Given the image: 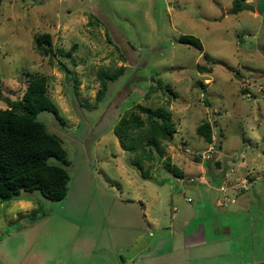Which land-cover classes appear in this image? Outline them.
Instances as JSON below:
<instances>
[{"label": "rangeland", "instance_id": "rangeland-1", "mask_svg": "<svg viewBox=\"0 0 264 264\" xmlns=\"http://www.w3.org/2000/svg\"><path fill=\"white\" fill-rule=\"evenodd\" d=\"M246 1L254 11L233 15L229 14L233 0H2L0 89L16 100L27 88V73L47 77L48 96L63 123L49 112L39 118L63 140L71 164L63 201L50 202L37 193L36 199L22 200L25 206L17 199L0 204V253L8 252L0 264L4 260L21 264L18 247H32L34 236L39 241L33 251L46 245L55 251L56 263L84 264L75 262L70 252L80 229L93 222L92 227L101 231L107 218L116 216L118 223L113 220L107 228L113 238L128 219V207L139 206L133 204L139 198L148 218L159 221L157 233L163 225L180 229L199 212L211 219L210 224L213 220L219 225L215 236L252 234L253 226L255 238L263 239L264 0ZM40 34L51 35L55 58L35 49ZM183 34L199 38L210 59L179 43ZM71 49L74 52L64 56ZM199 64L211 67V72H200ZM121 66L126 67L124 75L109 83L95 108L98 74ZM136 104L162 108L173 118L176 132L164 143L159 161L149 162L141 152L122 149L114 134L121 116ZM6 107L0 100V109ZM203 120L215 125L211 143L197 134ZM210 144L220 148L211 160L201 159ZM167 157L172 172L165 168ZM210 162L218 174L226 170L227 186L248 178L249 190L237 194L212 190ZM140 169L149 178L164 181L165 188L142 177ZM166 187L171 189L167 192ZM201 189L210 194L209 201L202 202ZM156 195L159 200L152 203ZM224 196L235 202L224 204ZM105 197L113 201H104ZM28 206L39 211L33 219L24 214ZM131 212L138 215L140 210ZM17 213L22 219L10 222ZM260 244L254 256L264 261V243Z\"/></svg>", "mask_w": 264, "mask_h": 264}, {"label": "trees", "instance_id": "trees-1", "mask_svg": "<svg viewBox=\"0 0 264 264\" xmlns=\"http://www.w3.org/2000/svg\"><path fill=\"white\" fill-rule=\"evenodd\" d=\"M1 2L2 0L0 6ZM243 11H254V6L246 0H233L229 14L236 15ZM34 42L35 49L41 56L55 58L56 49L50 34L37 35ZM178 42L204 53L206 60L210 59L199 38L183 34ZM72 52L73 49L64 56L69 57ZM63 67L66 72L71 73L67 66L63 64ZM197 68L202 73L211 72V67L205 65L199 64ZM125 71L126 67L121 66L112 73L101 71L98 74L100 90L96 96L95 108L105 98L109 83L118 80ZM27 74L28 84L21 98L13 100L0 89V100L7 105L0 109V204L17 199L23 193H38L50 202H60L66 199L69 191V153L63 140L51 133L39 116L42 112H49L61 123L63 118L48 96L47 77ZM166 88L175 96L170 86ZM214 126L211 121L203 120L197 127V134L211 143ZM175 132V123L168 111L143 104H136L135 108L127 110L114 127V134L122 149L141 152L144 160L149 162L161 160L164 143L171 142ZM217 147L220 148L218 144ZM165 160V168L172 172L168 157ZM216 165L219 166L220 163L216 162ZM174 173L178 176L176 170ZM141 174L144 178H149L143 170ZM35 212L27 216L33 219L39 211Z\"/></svg>", "mask_w": 264, "mask_h": 264}, {"label": "crops", "instance_id": "crops-1", "mask_svg": "<svg viewBox=\"0 0 264 264\" xmlns=\"http://www.w3.org/2000/svg\"><path fill=\"white\" fill-rule=\"evenodd\" d=\"M180 148V145H177ZM208 174L211 177V183L209 184L212 190L219 191V185L225 180L226 170L222 169L219 174L212 169L211 162L208 163ZM212 173V175H211ZM141 174V172H140ZM130 180H133V175H126ZM142 176V174H141ZM143 177V176H142ZM154 177V176H153ZM91 179V178H90ZM93 179V176H92ZM155 182L162 183L160 187L165 188L163 185L164 181H159L153 178H147ZM167 188L166 190H170ZM181 187H177L176 191H181ZM166 191H164V194ZM203 200L209 201L210 194L205 190L201 189ZM220 192V191H219ZM159 193V192H158ZM237 194V192H234ZM26 194V193H24ZM37 194L33 193L32 195ZM29 195V196H28ZM31 194L22 195L17 198L18 205L25 206L28 204L23 203V199H36L35 195ZM28 196V197H27ZM40 197V196H39ZM113 201V198L105 197L104 201ZM159 200V195L153 196L151 202ZM139 203L138 205L129 206L128 219L124 225L119 227L114 233L115 236L112 238L110 227L112 221L115 220V225L118 223V217H109L106 220L104 228L95 230L93 222L86 228H81L80 233L74 239V246L70 252L72 256L76 258L75 262H81L84 264H255L253 251L256 248L259 249V245H256L255 238L248 233L240 234H229L215 236L214 231L219 226L214 223L210 224L211 219L207 217L195 216L180 228L176 229L171 226H161L160 232L157 233L156 227L159 221H155L153 218H148L146 214V204L144 200L136 199L133 200ZM189 202V201H188ZM201 202V203H202ZM149 202V205H152ZM25 204V205H24ZM148 204V203H147ZM211 204V202H210ZM24 208L25 215L30 214L32 209ZM132 208L140 213L138 215L131 212ZM31 212H29V211ZM175 210V208H174ZM22 211V212H23ZM18 214V213H17ZM13 214L10 222L14 219L16 221L22 219L19 218V214ZM24 215V217H26ZM23 224V222H22ZM35 227L31 229H35ZM152 227H155L152 229ZM212 227V228H210ZM227 227V225H226ZM120 229V231H119ZM104 231V232H103ZM107 234L105 235L104 233ZM108 236V238H106ZM27 237H29L27 235ZM32 238L33 244L39 241L38 236ZM34 238V239H33ZM29 240V239H28ZM27 240V242H28ZM31 246H19L17 254L22 255L18 257L17 261L21 264H58L56 263L57 257L55 251L50 252L51 249L46 245L38 248ZM26 248H30L28 254L23 252ZM135 251H133V249ZM8 251V250H6ZM77 251V253H76ZM35 252V253H34ZM79 252V253H78ZM8 252L0 253V257L6 256ZM6 263H9L7 260ZM3 261L1 264H6ZM77 264V263H76Z\"/></svg>", "mask_w": 264, "mask_h": 264}, {"label": "built area", "instance_id": "built-area-1", "mask_svg": "<svg viewBox=\"0 0 264 264\" xmlns=\"http://www.w3.org/2000/svg\"><path fill=\"white\" fill-rule=\"evenodd\" d=\"M218 151L217 146L215 144H210V148L208 150V152L205 155L200 156L201 159L203 160H211L213 157V154L216 153ZM195 179H190V182H195ZM250 188V180L248 178H244L241 181L232 184L230 186H227L224 181L221 183V185L219 186V191L222 194H228V191H234V192H242V191H247ZM189 202H191V199H188ZM227 202H231L234 203L235 200L228 198L226 196H224V204H226Z\"/></svg>", "mask_w": 264, "mask_h": 264}, {"label": "flooded vegetation", "instance_id": "flooded-vegetation-1", "mask_svg": "<svg viewBox=\"0 0 264 264\" xmlns=\"http://www.w3.org/2000/svg\"><path fill=\"white\" fill-rule=\"evenodd\" d=\"M252 185V183H250V186ZM253 225V224H252ZM251 226V225H250ZM251 231H253L252 232V234L250 233H248L249 235H251V236H253L254 238H255V233H254V229H253V226H251ZM256 242V245L258 244L260 247L259 248H261L262 247V244H260V243H264V236H263V239H256L255 238V241H254V243ZM256 250H258V248H256ZM255 250V251H256ZM255 251H253V253H252V255H255ZM254 260H255V256H254ZM255 264H264V261H262V259H259V260H255Z\"/></svg>", "mask_w": 264, "mask_h": 264}, {"label": "water", "instance_id": "water-1", "mask_svg": "<svg viewBox=\"0 0 264 264\" xmlns=\"http://www.w3.org/2000/svg\"><path fill=\"white\" fill-rule=\"evenodd\" d=\"M220 185H221V184H220ZM220 185H219V186H220Z\"/></svg>", "mask_w": 264, "mask_h": 264}]
</instances>
